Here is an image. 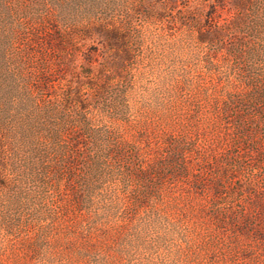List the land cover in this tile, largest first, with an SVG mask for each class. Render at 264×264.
<instances>
[{
  "label": "rangeland",
  "instance_id": "rangeland-1",
  "mask_svg": "<svg viewBox=\"0 0 264 264\" xmlns=\"http://www.w3.org/2000/svg\"><path fill=\"white\" fill-rule=\"evenodd\" d=\"M208 3L0 0V136L20 139L22 129L46 137L47 106L78 93L87 71L97 89L113 92L91 112L94 126L120 132L135 152L133 170L151 173L125 188L119 179L102 183L84 210L68 191L72 170L59 166L33 203L10 205L0 192V264H264V100L249 101L240 77V35L215 24L229 19L228 4L213 15ZM254 3L264 11V0H242L248 21ZM102 19L140 30L139 45H129L131 74L118 82L107 83L110 50L78 40L60 49L58 39ZM210 31L214 38L202 43ZM246 36L250 49L263 46ZM88 47L94 54L83 68ZM254 68L263 71L264 62ZM231 97L244 102L225 115ZM122 100L130 108L120 121ZM234 113L246 119L235 122ZM175 156L180 176H171Z\"/></svg>",
  "mask_w": 264,
  "mask_h": 264
},
{
  "label": "trees",
  "instance_id": "trees-1",
  "mask_svg": "<svg viewBox=\"0 0 264 264\" xmlns=\"http://www.w3.org/2000/svg\"><path fill=\"white\" fill-rule=\"evenodd\" d=\"M241 3L242 0H209L207 8L212 9L210 12L214 15L216 12L224 11L228 6L229 19L216 20L215 24L219 30L226 28L240 35L233 48L237 52L233 54L236 57V54L240 53L238 61L240 77L253 92L249 101L258 103L264 100V69L256 73L254 67L257 63L264 62V43L261 48L250 49L249 38L246 35L252 34L253 38L264 39V11H259L260 4L254 3L253 21H248L246 8ZM108 20L102 19L74 29L58 41L62 50H67L70 43L76 40L80 43L88 41L90 44L110 50L112 56L108 63L110 70L107 83H111L123 79L126 72L131 74L132 60L129 57V45L133 42L139 45L140 30L131 27L130 23L116 25L107 22ZM134 33L136 36H133ZM214 36L213 31H210L201 35L200 41L209 43ZM93 54L91 47L82 53L83 68L90 65ZM89 78L87 71H81L83 85L80 91L78 93L72 90L65 91L47 106V125L41 128L43 132L48 133L46 137L31 138L27 136L29 131L22 129L19 130L24 137L20 139L14 137L13 140H9L7 135L0 136V192L4 193V202L20 206L21 203H33L36 199H42L40 198L42 180L55 166L72 170L70 173H65V176H68L71 186L68 191L71 192L72 201L80 210H84L82 206L88 203L92 193L100 190L102 183L119 179L125 188L129 186L133 176L142 183L148 182V177H151L149 169L133 170L135 152L122 134L106 127L98 129L94 126L91 112L101 111L102 94L105 92L113 94V92L110 89L106 90V87L97 89L95 83L88 81ZM118 94L123 97L127 93L119 91ZM242 102H244L242 99L231 97L225 101L222 112L225 115L233 113ZM246 106L249 109L251 105ZM129 108L130 105L126 100L117 102L116 119L123 121L124 114ZM245 116L243 113H234L233 119L241 123L246 119ZM242 133L245 134V131ZM175 152L178 154L181 151L175 148ZM172 162L171 176L182 175L185 170L183 160L175 156ZM162 176L160 173L153 174L156 179H161ZM93 178L96 182L91 180ZM97 184L99 185L96 186ZM153 185L155 187V183ZM143 198L146 196H139L140 200Z\"/></svg>",
  "mask_w": 264,
  "mask_h": 264
}]
</instances>
